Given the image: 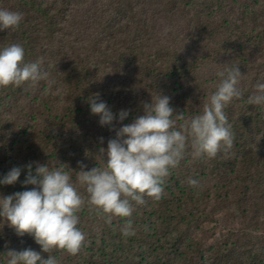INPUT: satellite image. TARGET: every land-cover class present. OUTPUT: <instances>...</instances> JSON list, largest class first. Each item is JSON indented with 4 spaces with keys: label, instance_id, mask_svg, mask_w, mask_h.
I'll return each instance as SVG.
<instances>
[{
    "label": "trees",
    "instance_id": "trees-1",
    "mask_svg": "<svg viewBox=\"0 0 264 264\" xmlns=\"http://www.w3.org/2000/svg\"><path fill=\"white\" fill-rule=\"evenodd\" d=\"M192 4L193 0L1 2L0 8L8 6L22 13L20 33L37 36L33 41L15 42L23 46L25 61H42V68L53 76L59 90L51 91L49 85H41L42 81L0 88V109L14 93L24 97L29 107L42 105L36 115L14 113L10 118H0V178L13 167L33 164L23 148L30 141L41 140L44 134L48 141L45 164L50 167L55 168L59 162L74 171H79L80 163L86 170L103 167L105 161L98 155L100 138L107 148L115 132L101 126L100 118L90 112L88 99L95 94L116 115L112 127L119 129V112L130 110L123 123H131L143 114L142 102H151L148 90L159 86L170 98V106L185 112V120L177 122L179 127L200 113L203 102L219 83L216 74L225 65H238L244 76L240 83L242 98L234 99L224 110L235 135L231 152L194 159L189 149L167 177L162 198L148 199L145 205L136 207L131 217L134 236L122 235L124 219L114 217L108 225L85 205L78 213V226L87 237L85 246L76 256L53 250L50 254L60 264H264V237L244 240L237 229L217 233L219 227H211L220 209L230 201L239 204L242 200L247 210L259 214L256 200L264 199V106L247 103L255 84L264 82V0H208L199 10L189 9ZM182 7L204 17L185 15ZM27 11L33 12L32 19ZM171 16L184 19L182 29L190 39L180 56L182 73L178 67L172 70L161 64L155 81L141 79L136 60L134 67L126 66L121 76L107 77L102 87L90 85L74 73L114 60L139 38L151 36ZM232 30L236 31L222 53L215 54L208 43L214 32ZM71 36L75 40L60 46L59 42L66 43ZM200 60H204V66ZM203 70L204 81L193 74ZM53 71L67 75L57 81ZM72 175L75 179V173ZM26 176L25 168L15 185H0V195L26 190ZM189 178L198 180L199 185L190 186ZM80 191L86 196L84 189ZM27 248L48 258L32 237L17 236L0 219V264H7L3 254L9 249Z\"/></svg>",
    "mask_w": 264,
    "mask_h": 264
},
{
    "label": "clouds",
    "instance_id": "clouds-1",
    "mask_svg": "<svg viewBox=\"0 0 264 264\" xmlns=\"http://www.w3.org/2000/svg\"><path fill=\"white\" fill-rule=\"evenodd\" d=\"M22 20V13L0 8V32L15 31ZM41 65L42 61H25V50L20 43L0 48V88L47 81L49 73ZM230 65L216 74L219 83L203 102L200 113L179 127L177 122L185 120V112L171 107L170 98L159 91L150 93V103L142 102L143 114L131 123H123L130 110H121L119 129L112 127L116 115L99 99V94L90 97V112L100 118L101 126L115 132V137L107 141V148L99 151L98 155L105 161L103 167L86 170V165L80 163L79 171H74L60 162L55 168L49 163H36L33 171L30 162L11 168L0 178V185H15L27 169L23 182L26 190L0 195V219L17 236L32 237L49 254L45 259L31 248L9 249L3 254L7 264H60L50 254L53 250L78 255L87 239L78 226V213L85 205L108 225L114 217L124 219L122 235L134 236L131 217L136 207L145 205L148 199L162 198L167 177L189 149L194 159H211L220 153L228 155L234 147L235 135L224 110L234 99L242 98L240 83L244 77L238 65ZM247 103L264 106V82L255 84ZM103 142L101 137L100 143ZM188 184L197 187L199 181L189 178Z\"/></svg>",
    "mask_w": 264,
    "mask_h": 264
},
{
    "label": "rangeland",
    "instance_id": "rangeland-1",
    "mask_svg": "<svg viewBox=\"0 0 264 264\" xmlns=\"http://www.w3.org/2000/svg\"><path fill=\"white\" fill-rule=\"evenodd\" d=\"M0 0V6L1 2ZM208 0H193V4L189 9L199 10L206 5ZM8 6H6V9ZM185 15L204 17V14L193 13L188 11L187 7H182ZM216 9V8H215ZM28 16L33 17V12L27 11ZM217 19L214 17L213 21ZM153 25L151 21H149ZM184 24L183 18H177L171 16V19L166 23H162L152 31L151 36H143L130 45V49L126 48L121 55L109 62H101L99 65L90 68L77 69L74 73L81 79L88 82L90 85L102 87L107 77L121 76L125 73L126 66L128 69L134 67L137 60L140 73L138 75L141 79H148L155 81L158 78L159 66L165 64L168 69L175 70L178 67L180 73L181 61L180 56L187 49L190 39L187 37L188 32L182 29ZM20 28L15 31L0 32V48L15 42H28L33 41L37 36H25L24 33H20ZM95 28L92 29V33ZM236 30L214 32L212 38L208 41L209 48L214 51L215 54H221L225 44L234 34ZM75 40L74 36L70 37L68 42H59L60 46H64L69 42ZM200 63L204 66V60H200ZM62 73H66L62 70ZM57 81L61 80L67 74H60L53 71ZM197 77L201 76L204 81V70L193 72ZM211 78L216 77L214 74H209ZM41 85H49L51 91L59 90L58 84L54 81L53 76H49L47 81H42ZM154 91L161 92L159 86H153L148 90L147 99H151L150 93ZM44 105H47V101H42ZM42 107L39 105H29L24 100V97L14 93L10 98L5 101V104L0 109V118H10L14 113H20L26 115V113L36 115L39 109ZM47 136L44 134L41 140H34L28 142L23 150L32 159L33 166L36 163H47ZM106 149L104 144L100 145V149ZM17 152L14 154L16 158ZM94 166V165H92ZM83 189V188H81ZM256 206L259 210V214L253 213L251 208L247 210L244 201H240L236 204L234 200L230 201V205L221 208L216 216L215 222L211 225H217L219 231L227 233L230 229H237L241 231L244 240L254 241L259 237H264V199L263 197L256 200ZM196 228V230H198Z\"/></svg>",
    "mask_w": 264,
    "mask_h": 264
}]
</instances>
